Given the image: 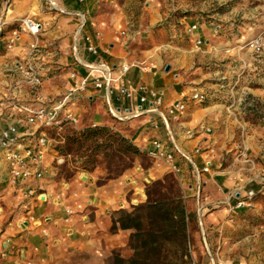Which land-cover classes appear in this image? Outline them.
I'll return each mask as SVG.
<instances>
[{
    "label": "crops",
    "instance_id": "0c3cea01",
    "mask_svg": "<svg viewBox=\"0 0 264 264\" xmlns=\"http://www.w3.org/2000/svg\"><path fill=\"white\" fill-rule=\"evenodd\" d=\"M107 1L0 0V20L8 23L0 28V129L14 125L20 133L36 131L28 129L24 114L12 109L10 101L37 107L38 98L58 99L81 80L91 81L95 77L91 67L97 63L108 67L113 77L121 67H129L124 77L128 89L144 86L161 93L163 105L157 112L141 114L139 108L146 105L139 104L138 94L117 101L114 93L109 106L103 92L91 83L66 109L79 126H106L111 120L119 123L127 129L123 135L140 151L154 140L167 143L176 155L180 153L181 158L176 157L184 173L180 185L185 198L193 202L198 224L208 227L214 220L223 222L236 213L233 207L239 199H247L248 206L264 192V137L248 132L240 108L248 106V97L264 100V55L242 49L245 42L224 40L202 51L194 42L198 31L190 39L193 49L173 44L147 48L127 30L124 11ZM26 17L41 25L36 66L44 78L35 90L18 84L20 76L15 70L26 59L31 42L18 23ZM257 82L262 84L256 86ZM111 87L115 89L117 84L111 83ZM195 91L206 94L204 103L188 100ZM180 101L185 110L179 121H164L166 108ZM110 108L120 119L111 116ZM199 123L209 127L211 134L186 135ZM197 147L199 154L194 153ZM48 156L43 177L30 185L35 193L44 195L39 198L25 196V186L12 187L0 161V264H111L113 253L128 244L130 231L121 230L116 220L120 211L129 208L138 181L130 173L98 183L95 173L68 165L67 160L55 165ZM205 166L208 171L202 172ZM253 206L261 208L259 203ZM263 263L264 256L258 261L240 258L222 264Z\"/></svg>",
    "mask_w": 264,
    "mask_h": 264
},
{
    "label": "rangeland",
    "instance_id": "374dc122",
    "mask_svg": "<svg viewBox=\"0 0 264 264\" xmlns=\"http://www.w3.org/2000/svg\"><path fill=\"white\" fill-rule=\"evenodd\" d=\"M107 2L124 11L127 30L140 40V43L147 44V48L173 44L179 49H193L194 46L190 41L193 34L188 33V28L192 25L198 27V32L194 36L199 35L202 39L200 47L202 51L206 46H213L215 42L222 40L234 41L235 44L246 43L264 30V0H108ZM178 55V52L175 53V56ZM212 62L219 63L215 60ZM260 83L262 84L257 82L256 86H260ZM245 104L248 106L240 108L243 111L241 115L243 120L248 123L249 131H247L250 134L257 132L264 137V100L256 101L248 97ZM95 119L98 120L99 117ZM99 127H107L110 132L123 137H125L123 132L127 130L113 120L110 125ZM95 128L97 127L87 125H78L77 128L64 126L59 131L48 133V136L55 141L57 149L66 152L71 137L77 136L86 129ZM64 156H67L66 164L81 168L86 158H90L91 155L90 152L77 154L75 146H72L69 155ZM94 157L96 163L88 170L96 174L98 183H104L107 164L101 154L98 153ZM121 157L124 161L122 163L125 164L126 158ZM124 164L119 166L115 161L112 167L119 166L121 170ZM155 169L145 154L140 153L133 159L132 167L127 171H120L115 180L131 173L130 175L133 176L129 177L138 181L137 187L144 185L145 200L137 206L130 205L129 208L148 203L152 190L158 187V183L173 185L188 216L185 220V248L190 257V264H218V260H221L219 264H222L240 258L251 262L252 259L258 261L264 256V192L248 201V206H246L247 199H242L245 202L244 207L236 209V213L228 215L223 222L214 220V223L205 227L198 224L193 202L185 198L186 194L180 185L179 177L164 170L154 173ZM262 186L264 187V184ZM257 203L261 205L259 210H255L253 206ZM118 253L123 258L131 255L127 247Z\"/></svg>",
    "mask_w": 264,
    "mask_h": 264
},
{
    "label": "built area",
    "instance_id": "2783aa9c",
    "mask_svg": "<svg viewBox=\"0 0 264 264\" xmlns=\"http://www.w3.org/2000/svg\"><path fill=\"white\" fill-rule=\"evenodd\" d=\"M79 1L82 2L83 0ZM18 23L31 39V42L28 45L29 48L26 59L23 63L18 64L15 67L16 72L20 76L18 84L35 90L41 86L44 78L41 75L42 69L36 66V59L41 54V49L38 46V35L41 30V25L31 17L22 18ZM7 25L8 23L4 20H0V28ZM197 31V25H192L188 28V33L190 35ZM16 35L17 31L12 33L9 45H12L13 39ZM122 35H124V33H122ZM194 42L196 46H200L202 44V39L196 38ZM242 49L248 50L255 56H263L264 30L248 40L243 45ZM92 54L96 55V51L92 50ZM91 68L95 73V77L91 81H89L88 78L81 80L79 84H76L61 98H38L37 103H39V105L37 107H28L10 101V107L12 109L24 114L25 125L28 129H36L34 132L25 131L23 133H20L14 125H10L5 129H0V161L5 165L9 177V184L12 187H20L19 189H23V186H25L28 188L24 192L25 196L32 197L36 195L37 198H39L40 195L44 196L43 194L35 193V191L30 188V185L32 182L38 181L43 177L44 160L49 153L51 154L48 157H53L52 161L55 165L61 166L66 163L67 156L60 153L59 149L55 146V141L48 136V133L59 131L64 126L77 128L78 119L72 112L66 109V106L71 103L78 92L85 89L88 83H91L95 90L103 92L109 106V99L114 93L117 94V101L131 99L133 95L138 94L139 104L141 106L146 105L143 110L139 108L141 114L142 112L155 113L163 105L161 93L154 89H146L144 86H139L136 90L127 88L124 77L129 67H121L115 77L112 76L110 69L104 64L97 63ZM145 69L146 68L143 67V70ZM70 77L74 78L75 75L71 74ZM111 83H116L117 87L113 89ZM189 100L194 103L202 104L206 101V94L203 91H195L190 95ZM184 110L185 103L183 101L173 103L166 108L163 120L178 122L180 114ZM110 113L114 119H120L111 108ZM153 128L157 129V126L153 125ZM198 133L210 135L211 129L204 123H199L193 130L186 131V135ZM142 152L151 161L153 168H156V170L165 169L166 172L177 177L182 175V167L176 160L177 155L180 157V153L177 151L178 154L176 155L175 150L164 141L154 140L149 148ZM200 152V148L197 147L194 149L195 154H199ZM208 152L212 154L214 151L210 148L208 149ZM186 162L191 164L190 159H187ZM207 171L208 166H205L202 169V172ZM197 180H200L199 176L197 177ZM136 188L142 191L143 197L136 193ZM133 193L134 197L129 201V205L131 206L141 204L146 198L144 194V185H142V187L134 186ZM244 206L245 202L239 199L233 209H240ZM67 214L71 216L72 211H67Z\"/></svg>",
    "mask_w": 264,
    "mask_h": 264
},
{
    "label": "trees",
    "instance_id": "16d2710c",
    "mask_svg": "<svg viewBox=\"0 0 264 264\" xmlns=\"http://www.w3.org/2000/svg\"><path fill=\"white\" fill-rule=\"evenodd\" d=\"M69 140L67 153L59 150L61 154L69 155L72 146H75L77 154L90 152V158L87 157L79 167L81 170L89 172V167L96 163L94 156L98 153L103 156L107 164L104 182L115 180L120 171L132 167L135 157L144 154L127 138L110 132L107 127L86 129ZM120 155L126 158L125 164ZM115 161L119 166L124 164L123 169L120 170L119 166L113 168ZM157 185L148 203L118 213L116 222L119 228L130 231L127 248L131 255L123 258L114 252L111 264H190L185 248V220L188 216L183 203L172 184ZM111 229L115 230V225Z\"/></svg>",
    "mask_w": 264,
    "mask_h": 264
},
{
    "label": "bare ground",
    "instance_id": "6f19581e",
    "mask_svg": "<svg viewBox=\"0 0 264 264\" xmlns=\"http://www.w3.org/2000/svg\"><path fill=\"white\" fill-rule=\"evenodd\" d=\"M136 193H137L138 195H141V196L143 197V193H142V191L139 190L138 188H136Z\"/></svg>",
    "mask_w": 264,
    "mask_h": 264
},
{
    "label": "water",
    "instance_id": "95a60500",
    "mask_svg": "<svg viewBox=\"0 0 264 264\" xmlns=\"http://www.w3.org/2000/svg\"><path fill=\"white\" fill-rule=\"evenodd\" d=\"M169 66L167 65L166 67H165V71L167 72V71H169Z\"/></svg>",
    "mask_w": 264,
    "mask_h": 264
}]
</instances>
